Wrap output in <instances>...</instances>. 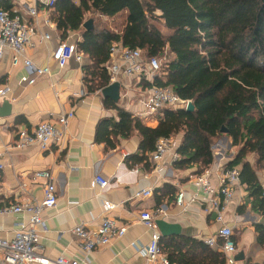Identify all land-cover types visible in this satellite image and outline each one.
I'll use <instances>...</instances> for the list:
<instances>
[{"label":"crops","instance_id":"1","mask_svg":"<svg viewBox=\"0 0 264 264\" xmlns=\"http://www.w3.org/2000/svg\"><path fill=\"white\" fill-rule=\"evenodd\" d=\"M5 4L17 11L23 22L33 19L29 9H35L34 18L39 22V32L32 37L33 44L25 48L16 65H12L8 49L0 58V86L7 89L0 99V155L5 164L0 172V207L8 208L27 199L41 200L45 179L35 177L34 172L47 170L56 188L57 202L41 213L43 224L39 244L45 256L79 257L76 236L72 233L77 224L94 230L107 214L125 227L121 237L96 248L90 253V262L82 264H150L139 251L151 234L140 222L139 213L153 211L160 206L164 213L159 218L178 224L181 235L203 241L214 236L220 227L215 220V212L209 211L201 199L190 200L196 191L202 196L192 180L199 174L195 172V167L181 170L167 164L163 170L155 172L150 165L145 167L142 162H135L130 157L140 154L136 134L119 139L114 148L96 142L94 137L98 121L103 118L117 119V111L105 104L100 90L88 92L83 66L91 61L86 56L81 61L72 57L59 67L51 58L57 42L62 39L55 22L50 19L51 9H47L41 0H0V8L6 9ZM120 14L123 21L119 30H113L115 32H119L125 23V11ZM114 17L110 20H116ZM46 18L50 21L48 25L43 23ZM103 19L107 21L109 18ZM41 33H47L49 39H41ZM76 39H80L79 32L71 31L63 41ZM25 59L38 66L48 65L50 73L36 76L32 84L20 82L28 75L24 67ZM118 81L120 99L117 104L139 117L144 125L156 126L162 120L160 112L143 117L139 115L142 110L139 98L148 81L136 77H123ZM69 110H73L74 115L68 119L57 144L46 150L36 144L26 147L15 145L18 129H30L45 120L59 127L57 119ZM174 137L179 144L181 134ZM221 139L223 143L219 141L220 145H213L214 160L208 167L209 180L214 187L218 182L219 165H226L239 148V144L232 146L227 136ZM96 175L107 179L108 184L104 188L92 184ZM259 182L264 190L263 172H259ZM163 185L167 187L162 189ZM145 187H151L153 191L161 189L162 193L133 197L137 190ZM179 191L184 192V208L175 204ZM104 199L117 206L105 213L102 208ZM251 204L248 190L239 185L235 187L233 198L224 212V222L232 226L235 234V256L242 257L236 264H264V246L257 242L254 228L255 223H264V218L252 210ZM26 218V214L21 213L0 214V236L10 237L16 224Z\"/></svg>","mask_w":264,"mask_h":264},{"label":"trees","instance_id":"2","mask_svg":"<svg viewBox=\"0 0 264 264\" xmlns=\"http://www.w3.org/2000/svg\"><path fill=\"white\" fill-rule=\"evenodd\" d=\"M3 6L11 10L10 5ZM123 11L122 29L110 30L103 18ZM50 19L62 40L68 32H79L77 47L91 61L83 66L88 92L108 85V50L112 42L120 41L140 49L144 57L163 60L161 74L145 87H168L193 104L191 111L161 109L162 120L149 127L105 98V104L116 109L117 119L98 121L96 142L114 148L119 139L136 134L140 154L130 158L149 167L156 141L180 133L172 166L195 167L201 174L214 160V140L227 136L239 148L225 166L239 169L240 185L248 190L252 210L264 218L259 182V172L264 173V0H63L54 4ZM87 20L92 21L90 29L83 27ZM254 228L257 242L264 246V223L257 222ZM220 245V240L209 246L181 234L160 239L174 264H223Z\"/></svg>","mask_w":264,"mask_h":264},{"label":"built area","instance_id":"3","mask_svg":"<svg viewBox=\"0 0 264 264\" xmlns=\"http://www.w3.org/2000/svg\"><path fill=\"white\" fill-rule=\"evenodd\" d=\"M63 0H41L47 9H52L54 4ZM78 3L80 0H69ZM35 9H29V15L33 17L30 22H23L17 11L0 8V58L5 49L11 52V63L16 65L23 56L27 46L32 45V37L39 32V22L34 18ZM44 24H50L46 18ZM40 38L49 39L47 33H41ZM76 39L74 41L59 40L52 51L51 58L62 67L70 58L82 60V52L77 47ZM109 58L105 65V70L109 77V83L118 81L123 77H136L139 80L152 82L155 76L162 72L161 58L144 57L142 51L138 48L124 46L120 41L111 43L108 50ZM24 67L27 71L26 76L20 79V82L32 84L36 76L49 74L48 65L38 66L25 59ZM33 75V76H31ZM119 82V81H118ZM108 83V84H109ZM6 87L0 86V99L6 92ZM139 98L142 110L140 116H146L153 112H160L161 109H186L189 100L181 99L170 88L164 86H149L143 88ZM161 113V112H160ZM74 115L73 110L61 113L57 119L56 126L49 120L41 121L30 129L20 128L16 131L17 147H26L36 144L42 150L57 144L67 125L68 119ZM178 140L175 137H161L156 143L153 151L149 154V162L152 171L160 172L167 164H172L177 159L176 147ZM213 149V146H212ZM220 173L217 179V186H213L209 180V168L201 174L192 177L196 189L202 192V196L196 191L191 201L201 199L206 203L209 211L215 212V220L220 223L217 233L204 240L209 245H215L220 240V250L223 254V264H236L235 258L236 245L233 239L232 226L224 222V212L234 195V189L240 185L239 169L237 167L226 168L225 165H219ZM5 164L0 155V172ZM35 177L45 179L42 186V198L39 201L27 199L21 203L10 205L8 208L0 207V214L12 212L26 214L27 218L19 221L10 237L0 236V264H82L90 262V253L96 248L108 244L112 239L119 238L125 233V227L119 225L117 221L109 215H105L96 229L90 230L84 224H77L72 233L76 236V246L79 257H65L59 255L55 258L45 256L40 249L39 239L43 219L41 213L56 205V188L52 181L51 174L47 170L34 172ZM92 184L99 188H104L107 179L94 176ZM153 193L151 187H145L137 190L133 197H149ZM175 204L184 208V192L179 191L176 194ZM117 205L110 200L102 201V208L105 213L114 209ZM163 207H157L153 211L144 210L139 213L140 222L151 231L150 239L146 245L139 251H142L146 260L150 264H174L172 263L160 246L161 234L157 228L155 220L163 215ZM132 246L136 249L134 243ZM137 250V249H136Z\"/></svg>","mask_w":264,"mask_h":264},{"label":"water","instance_id":"4","mask_svg":"<svg viewBox=\"0 0 264 264\" xmlns=\"http://www.w3.org/2000/svg\"><path fill=\"white\" fill-rule=\"evenodd\" d=\"M83 27L85 29H90L92 27V21L87 20L84 22ZM101 95L104 98H109L113 102L117 103L120 99V83L118 81H114L106 85L100 90ZM193 109V104L191 101L188 102L185 110L191 111ZM157 228L161 234V236L168 235H177L180 234V226L176 223H170L165 221L162 218H157L155 220ZM236 260L242 259V257H236Z\"/></svg>","mask_w":264,"mask_h":264},{"label":"rangeland","instance_id":"5","mask_svg":"<svg viewBox=\"0 0 264 264\" xmlns=\"http://www.w3.org/2000/svg\"><path fill=\"white\" fill-rule=\"evenodd\" d=\"M114 18H116V20H110V19H112V18H109L107 21H104V23L109 27V29L110 30H119L120 29V27H121V22L123 21V16L120 14V15H117L116 17H114ZM158 27H160V29L164 32V33H166V30L160 25V24H156ZM161 64H163V60H161ZM222 138V136L221 137H218V138H216L215 140H214V144H215V146L217 147L218 145H220L219 144V141L221 142V143H223V139H221ZM213 144V145H214Z\"/></svg>","mask_w":264,"mask_h":264}]
</instances>
